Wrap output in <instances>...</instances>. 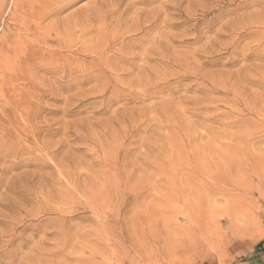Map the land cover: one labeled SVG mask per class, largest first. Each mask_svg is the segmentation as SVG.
Returning <instances> with one entry per match:
<instances>
[{"label":"rangeland","instance_id":"rangeland-1","mask_svg":"<svg viewBox=\"0 0 264 264\" xmlns=\"http://www.w3.org/2000/svg\"><path fill=\"white\" fill-rule=\"evenodd\" d=\"M0 50V264H264V0H0Z\"/></svg>","mask_w":264,"mask_h":264},{"label":"bare ground","instance_id":"bare-ground-1","mask_svg":"<svg viewBox=\"0 0 264 264\" xmlns=\"http://www.w3.org/2000/svg\"><path fill=\"white\" fill-rule=\"evenodd\" d=\"M131 1H133V0H131ZM148 1H149V0H148ZM19 2H20V1H19ZM21 3H22V2H21ZM126 3H127V2H126ZM191 3H192V2H191ZM129 4H130V3H129ZM133 4H135V3H133ZM168 4H169V3H168ZM173 4H174V3H173ZM176 4H177V3H176ZM160 5H161V4H160ZM173 6H175V5H173ZM177 6H178V5H177ZM111 8H112V7H111ZM159 8H160V7H159ZM162 8H163V7H162ZM166 8H167V7H166ZM33 9H34V8H33ZM119 9H120V8H119ZM121 9H123V8H121ZM124 10H125V9H124ZM176 10H177V9H176ZM128 11H129V10H128ZM153 11H154V10H153ZM171 11H172V10H171ZM103 12H104V10H103ZM103 12L101 11V13H103ZM107 12H108V11H107ZM112 12H113V11H112ZM122 12H123V11H122ZM161 12H162V11H161ZM101 13H100V14H101ZM109 13H110V12H109ZM140 13H141V12H140ZM121 14H122V13H121ZM110 15H111V13H110ZM116 15H117V14H116ZM122 15H123V14H122ZM112 16H113V15H112ZM114 16H115V15H114ZM166 16H167V15H166ZM98 17H99V16H98ZM105 17H106V15H105ZM89 18H90V17H89ZM127 18H128V17H126L125 19H127ZM15 19H16V18H15ZM132 19H133V18H132ZM20 20H21V19H20ZM103 20L106 21L107 19H106V20L103 19ZM112 20H113V19H112ZM123 20H124V19H123ZM123 20H122V21H123ZM127 20H128V19H127ZM140 20H141V19H140ZM140 20H139L138 22H140ZM143 20H144V19H143ZM118 21L120 22L121 20H118ZM132 21H133V20H132ZM89 22H90V21H89ZM103 23H104V22H103ZM115 23H117V21H116ZM121 23H122V22H121ZM123 23H126V24H127V22H125V21H124ZM239 23H240V22H239ZM239 23H238V24H239ZM249 23H250V22H249ZM34 24H35V22H34ZM38 24H40V23H38ZM38 24H37V25H38ZM111 24H112V23H111ZM136 24H137V23H136ZM151 24H152V23H151ZM29 25H30V24H29ZM118 25L120 26V24H118ZM154 25H155V24H154ZM157 25H158V24H157ZM160 25H161V24H160ZM254 25H255V24H254ZM30 26H31V25H30ZM32 26H33V25H32ZM82 26H83V25H82ZM82 26H81V27H82ZM116 26H117V25H116ZM116 26H115V27H116ZM119 26H118V27H119ZM236 26H237V25H236ZM25 27H26V26H25ZM85 27H86V25H85ZM100 27H101V26H100ZM108 27H109V26H108ZM120 27L122 28V26H120ZM132 27H133V26H132ZM244 27H245V26H244ZM26 28H27V27H26ZM33 28L36 29L37 27L34 26ZM124 28H126V27H124ZM166 28H167V27H166ZM234 28H235V27H234ZM41 29H42V28H41ZM41 29H40V30H41ZM63 29H64V28H63ZM72 29H74V28H72ZM72 29H71V30H72ZM76 29H77V28H76ZM79 29H80V28H79ZM118 29H120V28H118ZM135 29H136V28H135ZM36 30H37V29H36ZM108 30H109V29H108ZM111 30H115V29H111ZM126 30H127V29H126ZM132 30H133V28L131 29V31H132ZM235 30H236V29H235ZM44 31H45V30H44ZM115 31H116V30H115ZM115 31H113V32H115ZM119 31H120V30H119ZM121 31H122V30H121ZM142 31H143V30H142ZM233 31H234V30H233ZM26 32H27V31H26ZM38 32H39V31H38ZM38 32H37V35H38ZM59 32H60V31H59ZM109 32H111V31H109ZM116 32H117V31H116ZM116 32H115V33H116ZM136 32H137V31H136ZM45 33H46V32H45ZM60 33H61V32H60ZM77 33H78V32H77ZM77 33H76L75 35H77ZM102 33H103V31H102ZM105 33H107V32H105ZM125 33H126V32H124V35H125ZM130 33H131V32H130ZM34 34H36V32H35ZM57 34H59V33L57 32ZM80 34H81V33H80ZM80 34H79V35H80ZM103 34H104V33H103ZM113 34H114V33H113ZM117 34H118V33H117ZM120 34H121V33H120ZM122 34H123V33H122ZM122 34H121V37H122ZM127 34H128V33H127ZM39 35H40V34H39ZM47 35L50 36V33L47 34ZM60 35H61V34H60ZM79 35H78V36H79ZM81 35H83V34H81ZM106 35H107V34H106ZM115 35H116V34H115ZM44 36H45V35H44ZM102 36H103V35H102ZM102 36H101V37H102ZM111 36H112V35H111ZM118 36H120V35L118 34ZM130 36H131V35H129V39H130ZM51 37H52V36H51ZM56 37H57V36H56ZM79 37H80V36H79ZM86 37H87V35H86ZM106 37H107V36H106ZM39 38H40V37H39ZM63 38H64V37H63ZM114 38H115V37H114ZM53 39H54V38H53ZM60 39H61V38H60ZM103 39L105 40V38H103ZM107 39H108V38H107ZM37 40H38V39H37ZM47 40H48V39H47ZM47 40L45 39V41H47ZM57 40H58V39H57ZM57 40H56V41H57ZM63 40H64V39H63ZM71 40L74 41V39H71ZM110 40H111V38H110ZM112 40H113V39H112ZM119 40H120V39H119ZM122 40H123V39H122ZM125 40H126V39H125ZM152 40H153V39H152ZM159 40H160V39H159ZM38 41H39V40H38ZM45 41H43V42H45ZM69 41H70V40H69ZM75 41H76V40H75ZM90 41H91V40H90ZM115 41H117V40H115ZM120 41H121V40H120ZM154 41H155V40H154ZM175 41H177V40H175ZM39 42H40V41H39ZM61 42H62V41H61ZM88 42H89V41H88ZM93 42H95V41H93ZM108 42H109V41H108ZM112 42H113V41H112ZM125 42H127V41H125ZM125 42H124V44H125ZM156 42H157V41H156ZM57 43H58V42H57ZM67 43H68V42H67ZM90 43L92 44V41L89 42V44H90ZM161 43H162V42H161ZM59 44H60V43H59ZM70 44H71V42H70ZM98 44H99V43H98ZM100 44H101V43H100ZM110 44H111V43H110ZM110 44H109V45H110ZM124 44H123V45H124ZM149 44H150V43H149ZM155 44H156V43H155ZM67 45H68V44H67ZM79 45H80V44H79ZM84 45H86V42H85ZM104 45H106V44H104ZM151 45H152V44H151ZM156 45H157V44H156ZM156 45H155V46H156ZM26 46H28V44H27ZM31 46H32V45H31ZM63 46H64V45H63ZM69 46H70V45H69ZM100 46H101V45H100ZM4 47H5V46H4ZM16 47H17V46H16ZM32 47H33V46H32ZM80 47H82V45H80ZM106 47H107V46H106ZM121 47H122V46H121V44H120V48H121ZM157 47H158V46H157ZM7 48H8V47H7ZM29 48H31V47H29ZM29 48H28V50H29ZM54 48H55V47H54ZM68 48H69V47H68ZM100 48H101V47H100ZM104 48H105V47H104ZM110 48H111V47H110ZM123 48H124V47H123ZM123 48H121V49H119V50H118V48H115V50L117 49L116 52H117V51H120V50L124 51ZM148 48H149V47H148ZM148 48H147V49H148ZM150 48H152V46H151ZM150 48H149V49H150ZM4 49H5V48H4ZM10 49H11V47H10ZM88 49H89V48H88ZM107 49H108V48H107ZM11 50H12V49H11ZM24 50H25V49H24ZM30 50H31V49H30ZM32 50H33V49H32ZM82 50H83V49H82ZM82 50H81V52H83ZM95 50H96V49H95ZM98 50H99V48H98ZM110 50H111V49H110ZM112 50H113V49H112ZM156 50H157V48H156ZM156 50H154V52H156ZM0 51H2V50H0ZM7 51H8V49H7ZM17 51H18V50H17ZM45 51H46V50H45ZM84 51H85V50H84ZM104 51H105V50H103V52H104ZM144 51H145V49H144ZM146 51H148V50H146ZM149 51H150V50H149ZM28 52H29V51H28ZM42 52H44V50H43ZM87 52H88V51H87ZM100 52H101V51H99V53H100ZM107 52H109V51H107ZM116 52H115V53H116ZM126 52H127V51H125V54H126ZM140 52H142V50H141ZM154 52H153V53H154ZM2 53H3V52H2ZM11 53H14V52H11ZM11 53H10V54H11ZM16 53H17V52H16ZM29 53H30V52H29ZM44 53H45V52H44ZM95 53H96V52H95ZM112 53H113V52H112ZM119 53H120V52H119ZM122 53H123V52H122ZM129 53H130V52H129ZM143 53H144V52H143ZM147 53H148V52H147ZM5 54H6V53H5ZM18 54H19V53H18ZM21 54H22V53H21ZM107 54H108V53H107ZM130 54L132 55V53H130ZM130 54H129V55H130ZM140 54H141V53H140ZM7 55H8V52H7ZM30 55H31V54H30ZM41 55H43V54H41ZM100 55H101V53H100ZM137 55H138V54H137ZM150 55H152V54L150 53ZM155 55H157V54L155 53L154 56H155ZM164 55H165V54H164ZM5 56H6V55H5ZM27 56H29V54H28ZM33 56H34V55H33ZM60 56H61V55H60ZM97 56H98V55H97ZM105 56H106V55H105ZM123 56H124V55H123ZM141 56H142V55H141ZM154 56H153V57H154ZM0 57H1V56H0ZM3 57H4V56H3ZM12 57H13V56H12ZM12 57H11V58H12ZM35 57H36V56H35ZM35 57H34V58H35ZM103 57H104V56H103ZM103 57H102V58H103ZM112 57H113V55H112ZM118 57H119V56H118ZM121 57H122V56H121ZM131 57H132V56H131ZM136 57H138V56H136ZM151 57H152V56H151ZM4 58H5V57H4ZM13 58H15V56H14ZM24 58H25V57H24ZM29 58H31V56H30ZM41 58H42V57H41ZM94 58H95V56H94ZM96 58H97V57H96ZM108 58H109V57H108ZM116 58H117V57H116ZM116 58H114V59H116ZM126 58H128V57H126ZM133 58H134V56H133ZM141 58H142V57H141ZM144 58H145V57H144ZM148 58H149V56H148ZM162 58H163V57H162ZM5 59H7V58H5ZM44 59H45V58H44ZM103 59H104V58H103ZM117 59H118V58H117ZM120 59H121V58H120ZM134 59H135V58H134ZM138 59H139V58H138ZM169 59H170V58H169ZM2 60H3V59H2ZM8 60H9V59H8ZM11 60H12V59H11ZM15 60H16V59H15ZM24 60H26V59H24ZM24 60H23V61H24ZM32 60H33V59H32ZM35 60H36V59H35ZM40 60H41V59H40ZM57 60H58V59H57ZM92 60H93V59H92ZM98 60H99V59H98ZM101 60H102V59H101ZM112 60H113V59H112ZM132 60H133V59H132ZM135 60H136V59H135ZM146 60L148 61V59H146ZM0 61H1V60H0ZM6 61H7V60H6ZM16 61H17V60H16ZM33 61H34V60H33ZM36 61H37V60H36ZM45 61H46V60H45ZM45 61H44V63H45ZM127 61H129V60H127ZM127 61H126V62H127ZM130 61H131V60H130ZM137 61H138V60H137ZM137 61H136V62H137ZM29 62H30V59H29ZM42 62H43V61H42ZM42 62H41V63H42ZM53 62H54V61H53ZM53 62H52V63H53ZM58 62H59V61H58ZM58 62H57V63H58ZM98 62H99V61H98ZM104 62H105V61H104ZM112 62H113V61H112ZM112 62H111V63H112ZM118 62H119V61H118ZM124 62H125V61H124ZM144 62H146V61L144 60ZM2 63H3V61H2ZM20 63H22V62L20 61ZM24 63H25V61H24ZM24 63H23V64H24ZM33 63H34V62H33ZM41 63H40V64H41ZM44 63L42 64V66L44 65ZM47 63H48V61H47ZM47 63H46V64H47ZM63 63H64V62H63ZM66 63H67V61H66ZM79 63H81V61H79ZM89 63H90V62H89ZM89 63H88V64H89ZM91 63H93V62L91 61ZM91 63H90V64H91ZM127 63H128V62H127ZM5 64L7 65V62H6ZM23 64H22V65H23ZM29 64H30V63H29ZM31 64H32V63H31ZM35 64H36V63H35ZM35 64H33V65H35ZM49 64H50V63H48L47 65H49ZM64 64H65V63H64ZM72 64H73V63H72ZM76 64H77V66H78V63H76ZM88 64H87V65H88ZM93 64H95V63H93ZM96 64H97V63H96ZM96 64H95V65H96ZM115 64L119 65L118 63H115ZM115 64H114V65H115ZM33 65H30L29 68H31V66H33ZM47 65H46V66H47ZM66 65H67V64H66ZM69 65H71V62H70ZM82 65H83V64H82ZM84 65H85V64H84ZM97 65H98V64H97ZM102 65H103V63H102ZM102 65H101L100 67H102ZM112 65H113V64H112ZM114 65H113V67H114ZM144 65H146V64H144ZM20 66H21V65H20ZM36 66H38V64H37ZM39 66H40V65H39ZM39 66H38V67H39ZM50 66H51V65H49V67H50ZM52 66L54 67L55 65H52ZM60 66H61V65H60ZM71 66H72V65H71ZM75 66H76V65H75ZM77 66H76V69H77ZM85 66H86V65H85ZM90 66H93V65H90ZM106 66H107V65H106ZM139 66H140V65H139ZM141 66H142V65H141ZM5 67H7V66H5ZM13 67H14V66H13ZM27 67H28V66H27ZM34 67H35V66H34ZM34 67H33V68H34ZM40 67H41V66H40ZM40 67L38 68V70L40 69ZM66 67H68V66H66ZM78 67L81 69L80 66H78ZM82 67H83V66H82ZM86 67H88V66H86ZM97 67H99V66H97ZM100 67H99L98 69H100ZM116 67H117V66H116ZM0 68H1V67H0ZM11 68H12V67H10V69H11ZM33 68H32V69H33ZM35 68H37V67H35ZM41 68H42V67H41ZM51 68H52V67H51ZM51 68H50V69H51ZM54 68H55V67H54ZM54 68H52V69H54ZM79 68H78V69H79ZM94 68H95V66H94ZM106 68H108V67H106ZM140 68H141V67H140ZM143 68H144V67H143ZM143 68H142V69H143ZM6 69H7V68H6ZM55 69H56V68H55ZM57 69H58V68H57ZM64 69H65V67H64ZM71 69H72V68H71ZM78 69H77V70H78ZM89 69H90V67H89ZM89 69H88V70H89ZM98 69H97V70H98ZM104 69H105V68H104ZM109 69H110V68H109ZM114 69H115V68H114ZM118 69H119V67H118ZM120 69H121V68H120ZM142 69H141L140 71H142ZM144 69H145V68H144ZM150 69H151V68H150ZM1 70H2V69H1ZM8 70H9V69H8ZM12 70H13V69H12ZM69 70H70V69L68 68V71H69ZM74 70H75V68H74ZM77 70H76V71H77ZM85 70H87V69H85ZM95 70H96V69H95ZM110 70H111V69H110ZM112 70H113V69H112ZM115 70H116V69H115ZM115 70H113V72H114ZM122 70H123V69H122ZM122 70H121V71H122ZM14 71H15V70H14ZM41 71H42V70H41ZM60 71H61V70H60ZM66 71H67V69H66ZM66 71H65V72H66ZM68 71H67V72H68ZM83 71H84V69H83ZM83 71H81L82 74L84 73ZM100 71H101V70H100ZM102 71H103V70H102ZM121 71H120V72H121ZM123 71H124V70H123ZM123 71H122V72H123ZM145 71H146V70H144V72H145ZM148 71H149V70H148ZM16 72H17V71H16ZM34 72H35V71H34ZM36 72H37V71H36ZM48 72H49V71H48ZM70 72H71V71H70ZM73 72H74V71H73ZM78 72H79V71H77V73H78ZM86 72H87V71H86ZM105 72H107V71L105 70ZM11 73H12V72H11ZM77 73L75 72L74 74H73V73H72V74L75 75V74H77ZM96 73H97V72H96ZM98 73H99V72H98ZM133 73H134V72H132V74H133ZM142 73H143V72H141V75H142ZM4 74H5V73H4ZM4 74H3V75H4ZM35 74H36V73H35ZM58 74H59V73H58ZM82 74H81V75H82ZM91 74H92V73H91ZM100 74H102V73H100ZM107 74H109V73H107ZM137 74L139 75V73H137ZM11 75H12V74H11ZM36 75H37V74H36ZM66 75L69 76V74H66ZM77 75H78V74H77ZM77 75H76V76H77ZM84 75H85V74H84ZM92 75H93V74H92ZM64 76H65V75H64ZM71 76H72V75H71ZM94 76L96 77V75H94ZM103 76H104V75H103ZM142 76H143V75H142ZM2 77H3V76H2ZM69 77H70V76H69ZM74 77H75V76H74ZM108 77H109V76H108ZM108 77H106V78H108ZM110 77H112V76H110ZM110 77H109V78H110ZM0 78H1V77H0ZM66 78H67V77H66ZM77 78H80V77H77ZM82 78H83V76H82ZM84 78H85V76H84ZM106 78L104 77V79H106ZM113 78H114V77H113ZM118 78L120 79V77H118ZM121 78H122V75H121ZM74 79H75V78H74ZM74 79H73V81H76V82H77V80H74ZM87 79H88V77H87ZM97 79H98V78H97ZM1 80H3V79H1ZM4 80H5V79H4ZM88 80H89V79H88ZM100 80H101V79H100ZM102 80H103V78H102ZM102 80H101V81H102ZM114 80H116V79H114ZM121 80H122V79H121ZM132 80H133V79H132ZM78 81H79V80H78ZM84 81H85V80H84ZM101 81H100V82H101ZM108 81H109V79H108ZM116 81H117V80H116ZM124 81H125V80H124ZM126 81H127V83H128L129 79L126 80ZM134 81H135V80H134ZM142 81H143V80H142ZM142 81H141V83H142ZM20 82H21V81H20ZM98 82H99V81H98ZM98 82H96V80H95V83H98ZM109 82H110V81H109ZM109 82H108V83H109ZM120 82H121V81H120ZM120 82H119V83H120ZM131 82H132V81H131ZM143 82H144V81H143ZM12 83H13V81H12ZM23 83H25V82H23ZM26 83H27V82H26ZM31 83H32V82H31ZM34 83H35V82H34ZM57 83H58V82H57ZM72 83H73V82H72ZM77 83H78V82H77ZM95 83H94V84H95ZM102 83H103V82H102ZM127 83L123 82V85L126 84V87H127ZM1 84H2V83H1ZM21 84H22V83H21ZM38 84L41 85L40 82H39ZM67 84H68V83H67ZM73 84H74V83H73ZM100 84H101V83H100ZM105 84H107V83H105ZM120 84H121V83H120ZM130 84H131V83H130ZM130 84H129V85H130ZM137 84H140V83H137ZM24 85H25V84H24ZM26 85H27V84H26ZM36 85H37V84H36ZM59 85H60V84H59ZM81 85H83V84H81ZM98 85H99V84H98ZM134 85H136L135 82H134ZM142 85H144V84L142 83ZM8 86H9V85H8ZM48 86H49V85H48ZM61 86H62V85H61ZM93 86H94V85H93ZM96 86H97V85H96ZM96 86H94V88H95ZM113 86L115 87V85H113ZM116 86H117V85H116ZM120 86H121V85H120ZM130 86H132V84H131ZM0 87H1V85H0ZM2 87H3V86H2ZM22 87H23V86H22ZM33 87H34V85H33ZM40 87H41V86H40ZM42 87H43V85H42ZM57 87H58V86H57ZM99 87H100V86H99ZM124 87H125V86H124ZM35 88H36V87H35ZM67 88H68V87H67ZM91 88H92V87H91ZM94 88L92 89L93 91L95 90ZM122 88H123V87H122ZM122 88H121V89H122ZM135 88H136V87H135ZM33 89H34V88H33ZM33 89H32V90H33ZM58 89H60V88L58 87ZM80 89H81V88H80ZM98 89H99V88H98ZM98 89H97V90H98ZM107 89H108V88H107ZM123 89H124V88H123ZM1 90H2V88H1ZM27 90H28V88H27ZM37 90H38V89H37ZM45 90H46V89H45ZM74 90H75V89H74ZM84 90H85V89H84ZM84 90H83V91H84ZM86 90H87V89H86ZM103 90L105 91V89H103ZM23 91H24V90H23ZM33 91H34V90H33ZM38 91H39V90H38ZM43 91H44V90H43ZM51 91H52V90H51ZM90 91H91V90H90ZM90 91H89V92H90ZM93 91H92V92H93ZM104 91H103V92H104ZM131 91H132V90H131ZM4 92H5V91H4ZM12 92H13V91H11V93H12ZM25 92H27V91H25ZM36 92H37V91H36ZM41 92H42V91H41ZM45 92H46V91H45ZM47 92H48V91H47ZM55 92H57V89H56ZM81 92H82V91H81ZM86 92H87V91H86ZM98 92H99V91H98ZM134 92H136V91H134ZM11 93H10V94H11ZM13 93H14V92H13ZM75 93H76V92H75ZM95 93H96V92H95ZM4 94H5V93H4ZM4 94L2 93L1 95H4ZM14 94H16V93H14ZM19 94H20V93H19ZM31 94H32V93H31ZM40 94H41V93H40ZM57 94H58V93H57ZM89 94H90V93H89ZM136 94H137V93H136ZM33 95H34V93H33ZM44 95H45V94H44ZM84 95L86 96L85 93H84ZM110 95H111V93H110ZM16 96H17V95H16ZM63 96H64V95H63ZM85 96H82V97H85ZM9 97H10V96H9ZM11 97H12V96H11ZM20 97H21V96H20ZM1 98H2V97H1ZM73 98H74V97H73ZM80 98H81V97H80ZM8 99H9V98H8ZM8 99H7V100H8ZM78 99H79V98H78ZM78 99H77V100H78ZM1 100H2V99H1ZM14 100H15V98H14ZM17 100H18V99H17ZM5 101H6V100H5ZM8 101H9V100H8ZM36 101H38V100H36ZM64 101H65V100H64ZM1 102H2V101H1ZM1 102H0V103H1ZM6 102H7V101H6ZM19 102H20V101H19ZM1 104H2V103H1ZM19 104H20V103H19ZM22 104H23V103H22ZM7 105H8V104H7ZM15 105H16V103H15ZM17 105H18V104H17ZM65 105H66V104H65ZM19 106H20V105H19ZM19 106H15V107L18 108ZM29 106H30V105H29ZM0 107H1V105H0ZM8 107H9V106H8ZM21 107H22V106H21ZM24 107H25V104H24ZM24 107H23V108H24ZM27 107H28V106H27ZM4 108H5V107H4ZM17 108H16V109H17ZM16 109H15V110H16ZM64 109H65V108H64ZM19 110H20V109H19ZM19 110H17V111L19 112ZM7 111H8V110H7ZM7 111H6V112H7ZM9 111H10V110H9ZM9 111H8V112H9ZM20 111H21V110H20ZM29 111H30V110H29ZM8 112H7V113H8ZM14 112H15V111H14ZM14 112H13V113H14ZM26 112H27V111H26ZM4 113H5V112H4ZM4 113L2 112V114H4ZM13 113H12V115H13ZM15 113H16V112H15ZM29 113H30V112H29ZM21 114H22V113H21ZM17 115H18V114H16V116H17ZM27 115H28V114H27ZM6 116H7V114H6ZM14 116H15V115H14ZM16 116H15V117H16ZM8 117H9V116H8ZM10 117H11V115H10ZM12 117H13V116H12ZM19 117H21V116H19ZM22 117H23V116H22ZM22 117H21V118H22ZM1 118H2V117H1ZM2 119H3V118H2ZM11 119H12V118H11ZM16 119H18V118H16ZM19 119H20V118H19ZM19 119H18V120H19ZM22 119H24V118H22ZM25 119H26V118H25ZM25 119H24V122L27 121V120H25ZM27 119H28V118H27ZM8 120H9V119H8ZM12 120H13V119H12ZM62 120H63V119H62ZM2 121H3V120H2ZM4 121H5V120H4ZM4 121H3V122H4ZM15 121H17V120H15ZM15 121H14V122H15ZM11 122H12V121L10 120L9 123L11 124ZM17 122H18V121H17ZM17 122H16L15 124H18ZM7 123H8V121H7ZM7 123H6V124H7ZM9 123H8V124H9ZM25 123H26V122H25ZM2 124H3V123H2ZM8 124H7V125H8ZM20 124H21V123H20ZM29 124L31 125V123H29ZM46 124H47V123H46ZM46 124H44V125H46ZM63 124H65V123L63 122ZM13 125H14V123H13ZM18 125H19V124H18ZM87 125H88V124H87ZM3 126H4V125H3ZM14 126H15V125H14ZM21 126H22V124H21ZM24 126H25V125H24ZM26 126H28V125H26ZM74 126L76 127L77 125L75 124ZM9 127H10V126H9ZM15 127H16V126H15ZM18 127H20V125H19ZM18 127H16V128H18ZM86 127H87V126H86ZM22 128H23V126H22ZM32 128H33V127H32ZM64 128H65V127H64V125H63V128H62V129H64ZM0 129H1V128H0ZM12 129H13V128H12V126H11V130H12ZM24 129H25V128H24ZM24 129H23V130H24ZM51 129H52V128H51ZM86 129H87V128H86ZM4 130H5V129H4ZM8 130H9V129H8ZM14 130H15V129H14ZM18 130H19V129H18ZM21 130H22V129H21ZM21 130H19V132H21ZM1 131H2V130H1ZM5 131H6V130H5ZM9 131H10V130H9ZM64 131H65V130H64ZM85 131H86V130H85ZM15 132H16V130H15ZM17 132H18V131H17ZM23 132H24V131H23ZM35 132H36V131H35ZM0 133H1V132H0ZM3 133H4V132H3ZM7 133H8V132H7ZM9 133H10V132H9ZM13 133H14V132H13ZM21 133H22V132H21ZM84 133H85V132H84ZM10 134H12V132H11ZM1 135H2V134H1ZM1 135H0V137H1ZM8 135H9V134H8ZM14 135H15V133H14ZM85 135H86V134H85ZM11 136H12V135H11ZM11 136H10V137H11ZM15 136H16V135H15ZM18 136H19V135H18ZM77 136H78V135H77ZM86 136H88V135H86ZM7 137H8V136H7ZM10 137H9V139H10ZM3 138H4V137H3ZM14 138L17 139V137H14ZM14 138H11V140L13 139V141L15 142L16 139H14ZM1 139H2V138H1ZM6 139H7L6 141H9L8 138H6ZM26 139H27V138H26ZM2 140H3V139H2ZM11 140H10V142H11ZM6 141H5V142H6ZM18 141H19V140H18ZM26 141H27V140H26ZM2 142H3V141H2ZM0 143H1V142H0ZM12 143H13V142H12ZM16 143H17V141H16ZM50 143H51V142H50ZM59 143H60V142H59ZM55 144H56V143H55ZM5 145H7V142H6ZM10 145H12V144L10 143ZM10 145H9V146H10ZM16 145H18V144H16ZM21 146H22V145H21ZM57 146H58V145H57ZM2 147H3V144H2ZM6 147H7V146H6ZM16 147H17V146H16ZM18 147H20V146H18ZM42 147H43V146H42ZM47 147H48V146H47ZM3 148H4V147H3ZM3 148H1V149H3ZM23 148H24V147H23ZM50 148L52 149V147H50ZM1 149H0V150H1ZM8 149H10V148H8ZM11 149L13 150V146L11 147ZM18 149H19V148H18ZM46 149H47V148H45V150H46ZM14 150H16V149H14ZM19 151H20V149H19ZM21 151H22V150H21ZM23 151H24V150H23ZM23 151H22V152H23ZM0 152H1V151H0ZM3 152H4V151H3ZM3 152H2V153H3ZM12 152L15 153L16 151H12ZM14 153H10V154H14ZM17 153H18V152H17ZM3 154H4V153H3ZM6 154H8V153H6ZM5 156H6V155H5ZM15 156H16V155H15ZM3 157H4V156H3ZM30 158H31V157H30ZM104 159H105V158H104ZM104 159H103V161H105ZM106 160H107V159H106ZM101 162H102V161H101ZM103 165H104V164H103ZM60 166H61V165H60ZM104 166H105V165H104ZM106 166H108V164H107ZM106 166H105V167H106ZM100 167H103V166H100ZM105 167H104V169H105ZM60 168H61V167H60ZM100 169H101V168H100ZM102 169H103V168H102ZM63 170H64V169H63ZM106 170H107V168H106ZM106 170H105V171H106ZM62 173H63V171H62ZM65 176H66V175H65Z\"/></svg>","mask_w":264,"mask_h":264}]
</instances>
